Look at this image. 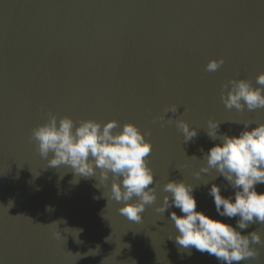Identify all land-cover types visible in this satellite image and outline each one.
<instances>
[{
	"label": "water",
	"instance_id": "1",
	"mask_svg": "<svg viewBox=\"0 0 264 264\" xmlns=\"http://www.w3.org/2000/svg\"><path fill=\"white\" fill-rule=\"evenodd\" d=\"M0 264H264V0H0Z\"/></svg>",
	"mask_w": 264,
	"mask_h": 264
}]
</instances>
